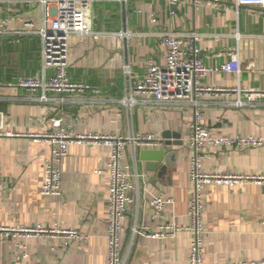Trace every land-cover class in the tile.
Segmentation results:
<instances>
[{"label": "crops", "instance_id": "0c3cea01", "mask_svg": "<svg viewBox=\"0 0 264 264\" xmlns=\"http://www.w3.org/2000/svg\"><path fill=\"white\" fill-rule=\"evenodd\" d=\"M170 12L166 4L152 0H93V32L99 39L75 35L69 41L70 79L91 89L64 95L48 93L54 102L65 99L61 104L38 101L41 92L6 87L21 79H48L53 72L44 75L42 71L41 38L16 33L23 31L27 22L42 26L40 0L0 3V28L2 21L8 22L6 33L0 35V177L7 184L0 204V228L42 225L77 230L87 238L81 242L63 236L53 240L11 237L0 242V264L108 261L109 177L97 172L107 168L109 151L94 142L72 145L62 164L63 196L42 197L44 165L51 147L31 135L57 132L50 123L52 118L62 120L63 128L76 134L151 135L164 142L153 150L175 153L174 167L163 173L149 172L139 156L146 148H127L125 163L133 204L124 221L122 257L126 264H188L191 232L162 239L143 236L140 231L158 232L164 224L189 225L193 152L187 137L193 107L186 102L171 103L167 98L139 97L132 104L125 100L130 101L131 89L143 81L150 61L165 65V34L185 40L187 35L197 34L199 58L208 67L225 65L230 54L239 53V75L212 73L202 80L203 88L240 87L264 93V8L237 7V0H218L217 5L213 0H185L175 16ZM153 18L156 23H152ZM125 66H130L129 76ZM236 99L233 92L202 93L199 102L204 124L216 136L264 138V98L244 107L235 106ZM176 142L182 146H175ZM203 166L210 173L264 176V148H208ZM157 196L173 200L164 211V219H153L150 200ZM204 203L206 264L264 260V186L210 184Z\"/></svg>", "mask_w": 264, "mask_h": 264}, {"label": "built area", "instance_id": "2783aa9c", "mask_svg": "<svg viewBox=\"0 0 264 264\" xmlns=\"http://www.w3.org/2000/svg\"><path fill=\"white\" fill-rule=\"evenodd\" d=\"M11 0H0L10 2ZM162 2L170 9V14L175 16L185 0H152ZM208 1V0H207ZM43 6L42 26L36 27L34 23L27 22L25 29L19 35L38 36L42 40V71L44 75L52 71L50 78L21 79L7 84V88L18 91L41 92L38 101L43 103H64L65 99H50L48 93L60 95L84 92L90 90V86L76 84L71 81L69 67L71 63L69 41L72 36H92L96 40L100 35L93 32V0H40ZM197 3V2H196ZM217 5L218 0H213ZM258 6L264 8V0H237V7ZM152 23H156L153 18ZM8 22L2 21L0 35L6 33ZM129 35V34H128ZM126 34V36H128ZM188 39L175 34H165L162 46L165 48V65L150 61L146 75L141 83L131 89V98L125 100L132 104L136 98L145 97L148 100L164 101L167 98L171 103L186 102L193 107L194 118L190 125L187 142L193 154L190 159V179L192 192L189 203V225L186 228L164 224L158 232L149 233L141 230L140 234L151 238H172L181 231H189L193 234L188 264H206L205 245L207 230L204 223L205 203L204 194L210 184L234 188L239 184L254 183L264 186V176H245L241 174L210 173L204 169L203 162L208 148L230 149L244 151L264 148V138L249 136H216L211 129L204 124L202 118V105L199 102L200 95L204 92H233L237 94L235 106H254L258 99L264 98V93H259L250 88H203L202 80L215 72L231 74L241 73V60L239 53L230 54V62L219 67H208L199 58V50L196 46L198 35H187ZM127 76L130 75V66L124 67ZM98 92V91H96ZM132 102V103H131ZM47 119L42 122L47 123ZM50 123L58 131L55 133L31 135L36 140H44L51 147V155L44 165V181L40 189V195L45 198L63 196L62 188V164L69 155L70 147L74 144L94 142L109 151L107 168L98 171V174L106 173L109 177V195L107 200L106 234L108 240V261L106 264H126L122 257V239L124 235V221L133 204L131 196L132 183L125 163V153L129 146H139L146 149H156L162 146V141L153 136H132L125 138L116 135L76 134L73 130H67L62 126V120L52 118ZM2 135V134H0ZM14 136L15 134H8ZM6 183L0 177V204L3 201ZM173 200L164 196H157L150 200V207L155 212L153 219H164V211ZM20 235L41 237L45 240H53L57 236L68 239L85 241L77 230H63L60 228H45L42 225L36 227L0 228V242L6 243L11 237ZM222 264H264L259 262H226Z\"/></svg>", "mask_w": 264, "mask_h": 264}, {"label": "water", "instance_id": "95a60500", "mask_svg": "<svg viewBox=\"0 0 264 264\" xmlns=\"http://www.w3.org/2000/svg\"><path fill=\"white\" fill-rule=\"evenodd\" d=\"M169 135L165 136V139H168ZM177 140H180V136L175 137ZM164 142H162L163 144ZM180 143V142H179ZM166 146H171L170 142H165ZM175 146H182L176 142ZM139 156L142 162L146 163V169L149 172L159 171V173L166 172L170 167L175 166V153H167L166 151H159L153 149H144L139 152ZM160 176V175H159Z\"/></svg>", "mask_w": 264, "mask_h": 264}]
</instances>
